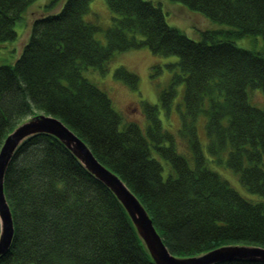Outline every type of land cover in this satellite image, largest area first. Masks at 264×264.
Masks as SVG:
<instances>
[{
	"label": "trees",
	"instance_id": "trees-1",
	"mask_svg": "<svg viewBox=\"0 0 264 264\" xmlns=\"http://www.w3.org/2000/svg\"><path fill=\"white\" fill-rule=\"evenodd\" d=\"M31 1L0 0V42L16 38L14 24ZM105 1L114 14L105 43L95 37L100 25L86 19L90 0H65L31 19L19 56L0 64V146L25 117L53 115L136 195L171 254L199 255L225 244L264 247V203L242 196L207 164L195 126L202 115L209 162L229 167L248 192L264 196V110L247 92L259 88L264 95V0H175L229 26L202 30L199 40L170 26L152 0ZM247 35L263 38L260 51L235 43ZM141 47L178 56L169 65L179 69L159 100L170 111L175 85L184 81L185 152L162 127L157 104L143 102L144 134L82 74L88 67L103 74L116 51ZM114 71L136 87L134 72L123 65ZM4 191L13 236L0 264H155L115 195L51 134L18 144Z\"/></svg>",
	"mask_w": 264,
	"mask_h": 264
},
{
	"label": "rangeland",
	"instance_id": "rangeland-1",
	"mask_svg": "<svg viewBox=\"0 0 264 264\" xmlns=\"http://www.w3.org/2000/svg\"><path fill=\"white\" fill-rule=\"evenodd\" d=\"M65 0H32L22 12L21 18L14 24V29L18 34L13 40L0 42V64H13L21 52L23 44L26 43L29 35L30 21L33 17L50 9L57 11ZM159 4L165 12L166 22L170 26L178 27L185 35L194 40L200 39V32L205 29L228 28L223 23H218L210 19L201 12L192 10L187 5L175 0H152ZM89 13L86 19L95 21L101 27L95 37L105 43L104 29L111 23L113 12L108 8L105 0H90ZM238 46L260 51L263 46V38L260 35H247L234 39ZM178 60L177 55H158L152 53L148 47L135 48L125 51H116L108 63L107 71L101 74L97 69L88 67L82 69L84 77L97 85L107 93L112 101L113 108L121 113L123 120H133L138 122L142 133L145 134L147 119L144 116L143 102L158 105V117L162 127L170 131L177 142V149L185 152V138L180 136L181 128L180 112L184 111V81L175 85V95L172 99L170 111H167L159 100V93L169 84L174 70L177 66L171 67ZM123 65L138 77L136 87H131L126 81L114 76V69ZM249 102L264 110V95L259 88L248 89ZM42 112H38L39 114ZM33 114V115H36ZM31 116V115H30ZM27 119V118H26ZM195 122L197 135L202 145L205 155L208 157L210 167L218 171L232 187L238 192L252 200L264 203V196L248 192L239 181L237 174L224 165H216L209 162L210 155L206 151V134L204 128V118L200 115ZM188 151V149H186ZM189 152V151H188Z\"/></svg>",
	"mask_w": 264,
	"mask_h": 264
},
{
	"label": "water",
	"instance_id": "water-1",
	"mask_svg": "<svg viewBox=\"0 0 264 264\" xmlns=\"http://www.w3.org/2000/svg\"><path fill=\"white\" fill-rule=\"evenodd\" d=\"M47 133L59 139L93 177L115 195L127 212L139 238L155 264H214L230 260L264 262V247L247 244L219 245L199 255L175 256L164 245L145 207L123 180L96 159L90 147L59 118L45 113L31 115L5 136L0 146V255L11 244L13 221L4 191V174L18 144L28 136Z\"/></svg>",
	"mask_w": 264,
	"mask_h": 264
}]
</instances>
